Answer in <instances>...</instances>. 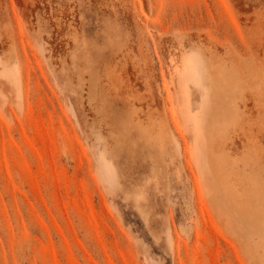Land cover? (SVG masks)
I'll return each mask as SVG.
<instances>
[{
  "label": "rangeland",
  "instance_id": "374dc122",
  "mask_svg": "<svg viewBox=\"0 0 264 264\" xmlns=\"http://www.w3.org/2000/svg\"><path fill=\"white\" fill-rule=\"evenodd\" d=\"M0 264H264V0H0Z\"/></svg>",
  "mask_w": 264,
  "mask_h": 264
}]
</instances>
